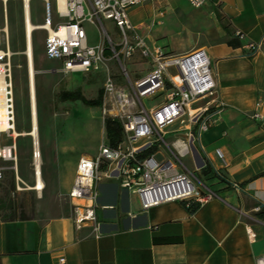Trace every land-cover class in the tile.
Segmentation results:
<instances>
[{"label": "crops", "instance_id": "1", "mask_svg": "<svg viewBox=\"0 0 264 264\" xmlns=\"http://www.w3.org/2000/svg\"><path fill=\"white\" fill-rule=\"evenodd\" d=\"M161 2L130 11L133 23V17L146 9L139 25L133 23L139 33L160 24L165 15L157 10ZM198 10L187 18L194 38L183 47L187 52L206 51L225 108L218 122L201 134L203 158L191 148L194 140L190 141L193 169L186 167L219 198L195 213L182 202L143 211L137 194L118 181L103 180L98 184V235L91 224L77 230L73 221L69 194L84 155L70 176L57 162L50 179L41 164L44 190L49 187L54 196L66 197L71 210L53 217L0 220V264H62V258L63 264H260L264 260V119L251 118L255 112L264 118V42L254 55L249 48L264 38V0H209ZM22 12L25 26L23 3ZM5 17L8 34L7 5ZM231 40L239 42V47L230 46ZM88 42L97 45L89 38ZM25 44L27 52L26 34ZM40 151L45 165L41 144ZM207 166L212 173L205 176L202 170ZM37 183L35 178L34 186Z\"/></svg>", "mask_w": 264, "mask_h": 264}, {"label": "built area", "instance_id": "2", "mask_svg": "<svg viewBox=\"0 0 264 264\" xmlns=\"http://www.w3.org/2000/svg\"><path fill=\"white\" fill-rule=\"evenodd\" d=\"M6 11L7 0H0ZM25 13L32 0H21ZM46 33L44 42L48 59L62 64L64 75L104 71L103 96L100 106L102 121H116L121 127L122 140L117 147L102 143L95 157L79 159L74 185L69 198L73 207V221L77 230L91 224L99 235L101 226L97 220L98 184L103 180H114L124 189L140 198L143 211L171 203L182 202L187 208L191 204L202 206L219 198L207 187L195 172L190 171L182 159L191 154L190 141L197 134L211 129L219 120L225 104L218 96L217 81L213 75L210 59L204 49L184 55L166 53L160 47L151 48L140 35L130 19V11L149 2L164 0H65L62 9L60 0H43ZM67 23L53 26L52 5ZM193 8H202L209 0H186ZM86 2L89 10L86 12ZM112 22L120 33L115 42L104 26ZM88 22L100 26V42L91 46L83 24ZM240 39L244 35L237 33ZM28 41V37H27ZM264 38L249 45L251 55L257 53ZM138 53L146 59L150 69L132 79L123 63ZM6 28L0 20V161L13 163L18 176L16 86L13 74V57ZM27 56V54H26ZM119 62L122 71L113 72L111 65ZM31 112L33 95L29 74ZM156 102L148 108L146 101ZM197 105V106H196ZM259 104H257V107ZM251 118L263 121L257 112ZM178 125L177 129L169 130ZM33 130V125L31 126ZM178 132L185 138H176L171 143L166 137ZM10 139L11 144L6 141ZM32 139L34 175L35 162L40 159L38 140ZM163 146L168 150L162 152ZM7 169L0 166V181ZM216 174L222 176L216 171ZM236 190L242 188L232 185ZM260 210V207L256 209ZM65 260L60 259V263ZM264 264V260L259 261Z\"/></svg>", "mask_w": 264, "mask_h": 264}, {"label": "rangeland", "instance_id": "3", "mask_svg": "<svg viewBox=\"0 0 264 264\" xmlns=\"http://www.w3.org/2000/svg\"><path fill=\"white\" fill-rule=\"evenodd\" d=\"M53 26L67 23L56 11L55 2L51 1ZM89 4L86 2V12ZM158 9L164 10L160 24L152 31H140L151 48L161 47L173 55H184L186 41L194 36L188 28L187 18L193 17L200 10L193 9L185 0H164L158 3ZM31 20L34 25L45 24V3L43 0H32L30 3ZM138 8V7H137ZM0 18L2 27L6 28L4 5L0 1ZM148 10V9H147ZM8 42L15 53L13 57V74L16 86L17 132L28 133L31 130V103L29 95V67L25 55L26 44L22 2L10 0L7 3ZM146 9L133 17V23L139 25L144 19ZM104 26L115 42H119L121 33L112 22L105 21ZM90 42H100V26L88 22L83 24ZM46 33L39 29L34 33V68L36 72V92L38 105L39 136L42 153L46 155L44 166L45 176L54 179L56 163L61 162L66 176H70L72 168L80 156L95 157L102 143L107 142L105 125L102 121L101 109L98 105H87L82 98L75 101H61L63 92H80L88 100L98 98L103 88L105 72H92L88 75H64L60 72L62 64L56 59H48L45 53ZM184 46V47H183ZM132 79L142 77L148 68V62L138 53L133 59L124 60ZM113 72L122 71L119 62L111 65ZM149 107L156 105L146 101ZM178 125L169 128L177 129ZM182 132L168 135L166 141L171 143L183 137ZM191 148L202 158V150L197 134ZM11 144V140L6 141ZM18 146V173L13 171V163L0 161V166L7 169L5 177L0 181V220L17 218H35L40 216L53 217L71 210L69 201L64 196H54L47 187L38 193L31 187L35 183L32 139L21 136L16 141ZM168 152L163 146L162 152ZM57 156V158H56ZM60 157V159H59ZM183 163L193 169L191 156L182 159ZM50 198V201H48ZM98 214L100 210H97Z\"/></svg>", "mask_w": 264, "mask_h": 264}, {"label": "bare ground", "instance_id": "4", "mask_svg": "<svg viewBox=\"0 0 264 264\" xmlns=\"http://www.w3.org/2000/svg\"><path fill=\"white\" fill-rule=\"evenodd\" d=\"M8 1V0H7ZM62 9H65V0H60ZM30 9V8H29ZM27 9L26 11V22H25V33L26 36L28 37L27 41V59H28V67H29V74H30V80H31V91H32V97H33V108L31 112V123L33 125V130L31 127L30 132L25 133L22 132V134L16 133V137L19 138L21 136H34L36 140H38L39 144V149H40V136H39V124H38V106H37V92H36V72L34 68V45H33V32L35 30L41 29V27L34 25L31 21V12L30 10ZM31 103V102H30ZM41 152V151H40ZM42 158L40 155V159H37L35 162L36 165V171H37V176L38 178V183L36 186H34L32 189L34 191H37L38 193H42L44 190V183L42 181V170H41V164H42Z\"/></svg>", "mask_w": 264, "mask_h": 264}, {"label": "trees", "instance_id": "5", "mask_svg": "<svg viewBox=\"0 0 264 264\" xmlns=\"http://www.w3.org/2000/svg\"><path fill=\"white\" fill-rule=\"evenodd\" d=\"M228 44L232 47H239L240 45V43L235 40L229 41ZM102 96H103V91L100 90L97 99L88 100L82 97L80 92L76 91V92H63L59 98L61 101H75L77 99L82 98L87 105H98L100 107L102 103ZM105 128H106V138H107L108 143L112 147H117V145L122 140V132H121L120 125L116 121L108 120L106 121ZM202 173L205 176L212 173L210 166H207L205 169H203ZM199 207L200 206H198L197 204H191V207H189L188 210L190 213H195V211Z\"/></svg>", "mask_w": 264, "mask_h": 264}]
</instances>
